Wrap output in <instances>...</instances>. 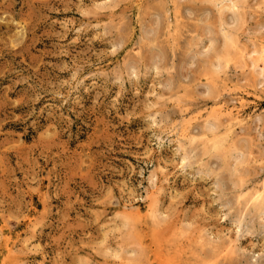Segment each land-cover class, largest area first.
<instances>
[{
    "label": "rangeland",
    "instance_id": "obj_1",
    "mask_svg": "<svg viewBox=\"0 0 264 264\" xmlns=\"http://www.w3.org/2000/svg\"><path fill=\"white\" fill-rule=\"evenodd\" d=\"M263 73L264 0H0V264H264Z\"/></svg>",
    "mask_w": 264,
    "mask_h": 264
},
{
    "label": "bare ground",
    "instance_id": "obj_2",
    "mask_svg": "<svg viewBox=\"0 0 264 264\" xmlns=\"http://www.w3.org/2000/svg\"><path fill=\"white\" fill-rule=\"evenodd\" d=\"M258 53H259V52H258ZM253 54H254V53H253ZM248 66H249V65H248ZM250 66H251V65H250ZM263 74H264V73H263ZM263 74H261V75H263ZM259 75H260V74H259ZM258 77H259V76H258ZM256 78H257V77H256ZM262 79H264V77L261 78V80H262ZM256 80H257V79H256ZM263 81H264V80H262V82H263ZM258 82H259V81H258ZM263 83H264V82H263ZM262 182H263V181H262ZM263 183H264V182H263ZM263 186H264V185H263ZM258 188H259V187H258ZM256 189H257V188H256ZM256 189H255V190H256ZM259 189H260V188H259ZM257 191L260 192V190H257ZM253 192H254V191H253ZM259 192H258V193H259ZM258 193H256V195H258ZM252 195H253V194H252ZM259 195H260V193H259ZM261 195H262V193H261ZM254 199H255V197H254Z\"/></svg>",
    "mask_w": 264,
    "mask_h": 264
}]
</instances>
